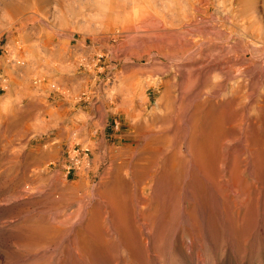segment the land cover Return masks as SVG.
<instances>
[{"label":"rangeland","instance_id":"rangeland-1","mask_svg":"<svg viewBox=\"0 0 264 264\" xmlns=\"http://www.w3.org/2000/svg\"><path fill=\"white\" fill-rule=\"evenodd\" d=\"M263 104L264 0H0V264H264Z\"/></svg>","mask_w":264,"mask_h":264},{"label":"bare ground","instance_id":"bare-ground-1","mask_svg":"<svg viewBox=\"0 0 264 264\" xmlns=\"http://www.w3.org/2000/svg\"><path fill=\"white\" fill-rule=\"evenodd\" d=\"M202 95L203 91L201 90L199 93L192 94L188 99V104L193 105L190 113L192 136L189 149L190 155L194 159H197L198 156L200 159H204L210 148L218 144L224 130V114L218 106L209 101H202ZM260 118V121L264 123V104L261 107ZM256 131L260 132V129L258 128ZM212 139L213 141L210 142ZM155 140L158 141V139Z\"/></svg>","mask_w":264,"mask_h":264},{"label":"built area","instance_id":"built-area-1","mask_svg":"<svg viewBox=\"0 0 264 264\" xmlns=\"http://www.w3.org/2000/svg\"><path fill=\"white\" fill-rule=\"evenodd\" d=\"M70 161L66 165L67 174H70L72 171L76 172H85L91 164L90 159V150L88 148L79 147L72 148L68 152Z\"/></svg>","mask_w":264,"mask_h":264}]
</instances>
